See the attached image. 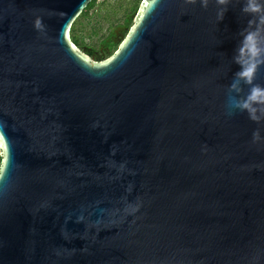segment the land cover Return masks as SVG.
Listing matches in <instances>:
<instances>
[{
	"label": "water",
	"instance_id": "water-1",
	"mask_svg": "<svg viewBox=\"0 0 264 264\" xmlns=\"http://www.w3.org/2000/svg\"><path fill=\"white\" fill-rule=\"evenodd\" d=\"M90 1L0 0V264H264L246 0H142L101 61L70 36Z\"/></svg>",
	"mask_w": 264,
	"mask_h": 264
},
{
	"label": "clouds",
	"instance_id": "clouds-1",
	"mask_svg": "<svg viewBox=\"0 0 264 264\" xmlns=\"http://www.w3.org/2000/svg\"><path fill=\"white\" fill-rule=\"evenodd\" d=\"M196 3L197 0H187ZM209 0H202L207 6ZM220 6L218 20L223 21L231 0H216ZM241 11L251 19L241 31L238 46L232 56V61L239 70L234 74L229 85L228 107L230 110L245 111L250 118L257 120L264 115V85L257 84L256 78L264 68V0H246ZM243 85L249 86L246 95H241ZM231 114V111H229ZM259 139V133L255 134Z\"/></svg>",
	"mask_w": 264,
	"mask_h": 264
},
{
	"label": "trees",
	"instance_id": "trees-1",
	"mask_svg": "<svg viewBox=\"0 0 264 264\" xmlns=\"http://www.w3.org/2000/svg\"><path fill=\"white\" fill-rule=\"evenodd\" d=\"M141 2L142 0H130L123 8V14L120 21L110 26L107 33L100 38L99 42L91 44L87 43L83 36L79 34V27L83 19L89 17L90 10L97 3V0L90 1L71 26L70 36L72 41L95 61H101L108 58L118 49L121 42H119V40L123 39L128 33L140 8Z\"/></svg>",
	"mask_w": 264,
	"mask_h": 264
},
{
	"label": "rangeland",
	"instance_id": "rangeland-1",
	"mask_svg": "<svg viewBox=\"0 0 264 264\" xmlns=\"http://www.w3.org/2000/svg\"><path fill=\"white\" fill-rule=\"evenodd\" d=\"M130 0H99L90 10L88 18L83 19L79 34L87 43L99 42L110 26L122 18L123 8ZM122 40V39H121ZM119 40V42L121 41Z\"/></svg>",
	"mask_w": 264,
	"mask_h": 264
},
{
	"label": "snow or ice",
	"instance_id": "snow-or-ice-1",
	"mask_svg": "<svg viewBox=\"0 0 264 264\" xmlns=\"http://www.w3.org/2000/svg\"><path fill=\"white\" fill-rule=\"evenodd\" d=\"M0 147H4V137L0 135Z\"/></svg>",
	"mask_w": 264,
	"mask_h": 264
},
{
	"label": "built area",
	"instance_id": "built-area-1",
	"mask_svg": "<svg viewBox=\"0 0 264 264\" xmlns=\"http://www.w3.org/2000/svg\"><path fill=\"white\" fill-rule=\"evenodd\" d=\"M97 1H99V0H97Z\"/></svg>",
	"mask_w": 264,
	"mask_h": 264
}]
</instances>
